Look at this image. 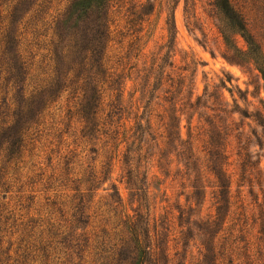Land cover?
Returning <instances> with one entry per match:
<instances>
[{"label": "rangeland", "instance_id": "obj_1", "mask_svg": "<svg viewBox=\"0 0 264 264\" xmlns=\"http://www.w3.org/2000/svg\"><path fill=\"white\" fill-rule=\"evenodd\" d=\"M28 1L17 10L24 18L20 30L26 24L20 41L26 55L29 46L36 49L30 29L27 33ZM141 1L152 12L144 14L150 19L139 49L124 58L127 67L118 84L124 108L111 117L123 115L127 130L117 133L115 124H107L83 137V122L68 115L64 92L50 110L35 116L40 124L26 137L22 160L8 169L0 199L10 214L4 237L13 264L78 262L75 247L60 242L62 230L73 233V242L82 241L85 230L84 264H102L114 254L112 244L127 237L129 216L147 228L156 245L145 264H209L213 243L227 264H264V126L256 118H264V0H232L243 7L257 44L246 40L215 0ZM172 13L176 27L168 43ZM121 38L115 34L110 43L113 63L127 50L128 38L123 43ZM156 55L164 57L160 74L144 94L148 108L138 109L143 77ZM170 76L179 125L169 141L159 114L169 106L164 88ZM30 117L27 108L17 115L21 126ZM127 146L135 149L133 165L141 172L136 185L125 176ZM222 166L230 184L224 193L215 173ZM48 236L53 237L47 241ZM47 242L50 249L44 250ZM118 247L119 256L128 258L111 264H132L130 247Z\"/></svg>", "mask_w": 264, "mask_h": 264}, {"label": "trees", "instance_id": "obj_2", "mask_svg": "<svg viewBox=\"0 0 264 264\" xmlns=\"http://www.w3.org/2000/svg\"><path fill=\"white\" fill-rule=\"evenodd\" d=\"M215 2L225 16L246 33V40L250 44H257L255 36L248 31L243 7H238L232 0H215ZM23 3L24 0L0 2V134L3 133L0 137V188L7 184L4 178L9 173L8 169L12 165L17 167L18 162L22 160L24 149L28 144L24 143L26 137L34 133L40 124L35 116L50 110L59 102L64 92H67L68 115L78 116L83 122V137L89 139L95 132L103 131L107 124L111 126L115 124L117 128H114V131L117 133L127 130L128 125L122 121L123 115L116 121L111 117L122 113L124 108L122 101L119 103L121 97L119 92L121 93L122 90L118 85L127 67L124 58L133 50L139 49L144 22L150 19V16L145 17L144 14L152 12L145 11L141 0H58L56 6L53 0H30L29 7L25 11L29 14L27 33H30V29L33 34L30 44L36 49H31L29 46L26 55L20 45L26 24L22 25L23 29L20 30V23L24 18L17 15V10L22 9L20 5ZM2 5L5 7H1ZM167 24L168 43H171L172 32L176 27L174 13H172V23L171 18H168ZM115 34L122 36L119 40L121 43L128 38V45L126 52L113 63L108 51ZM42 38L46 42H43ZM42 49H45L46 53L42 54L39 60L41 62L37 64V57ZM162 59L164 57L156 55L149 67V74L143 77L142 97L138 109L141 106L144 108L149 106L150 99L147 100L148 103L142 104L144 94L146 97L148 90H153L155 82L152 83L151 80L152 78L153 81L158 80ZM153 69L158 72L154 73ZM170 79L171 76L166 81L168 84L166 89L164 88L165 100L169 106L165 107L163 114H159L163 125L167 128L169 141L179 125L177 123L179 115L174 109V97L171 95L174 84L168 83ZM24 108H27L31 121L21 126L17 115ZM256 118L264 126V118L261 115H257ZM104 132L109 131L104 130ZM143 148L144 145L138 146L136 152ZM134 151L135 149L127 146L124 160L127 164L125 173L127 182L136 185L141 172L133 165ZM3 162L6 165H3ZM224 172L223 166L215 169L223 193L230 187V184L225 183L223 179ZM80 202L76 207L80 208ZM9 218V210L0 199V264H13L11 246H5L4 237ZM135 221L134 216L126 219L127 237H121L120 241L112 244L111 251L113 250L114 254L111 258V254L107 255L102 264H111L112 259L127 260L128 257L119 256L121 251L118 246L130 247L134 258L132 264H145L148 256L156 253L155 243L149 240V231ZM102 231L104 234L108 233L106 229ZM64 232L65 230L60 231L63 233L60 242L70 243L71 248L75 247L76 256L79 258L75 264H84L87 260L85 249L89 240L87 232L82 231L80 234L82 241H78L80 237H77L75 242L71 241L72 238L69 239L73 233L69 231L64 235ZM57 234L58 232H54L53 236ZM53 236L45 238L49 241ZM50 243H46L44 250L50 249ZM209 251L213 254L210 255L209 264H227L216 256L214 243L209 247ZM51 254L47 251V259Z\"/></svg>", "mask_w": 264, "mask_h": 264}]
</instances>
